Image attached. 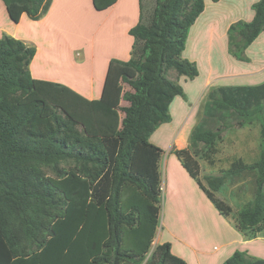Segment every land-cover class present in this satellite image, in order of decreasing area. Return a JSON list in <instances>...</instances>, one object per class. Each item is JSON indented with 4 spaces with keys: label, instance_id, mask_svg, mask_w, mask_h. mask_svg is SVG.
Masks as SVG:
<instances>
[{
    "label": "trees",
    "instance_id": "1",
    "mask_svg": "<svg viewBox=\"0 0 264 264\" xmlns=\"http://www.w3.org/2000/svg\"><path fill=\"white\" fill-rule=\"evenodd\" d=\"M15 23L40 19L51 0H3ZM117 0H93L103 10ZM217 2L219 0H212ZM254 17L228 29L238 60L264 31V0ZM205 0H154L130 34L128 60L112 59L102 95L90 100L65 84L34 78L36 48L0 38V264H188L169 242L153 245L159 226L162 149L154 132L172 122L171 105L186 97L180 78L199 75L184 56ZM145 20H144V19ZM126 85L129 87L126 88ZM127 105H122V101ZM261 124L260 155L200 178V160L215 164L223 132ZM189 146L174 148L189 174L247 239L264 230V83L212 86ZM245 172L256 195L234 212L216 192ZM223 264H264L236 251Z\"/></svg>",
    "mask_w": 264,
    "mask_h": 264
},
{
    "label": "crops",
    "instance_id": "2",
    "mask_svg": "<svg viewBox=\"0 0 264 264\" xmlns=\"http://www.w3.org/2000/svg\"><path fill=\"white\" fill-rule=\"evenodd\" d=\"M257 1L205 0V10L191 30L195 35L189 36L186 47V50L189 47L194 50L190 58L198 67V63L204 61L203 51L211 50L207 56L209 72L199 92L218 85L264 83V31L246 50L248 61L236 59L228 48L230 25L238 20H252V5ZM141 5L142 0H117L109 8L98 10L93 0H51L40 19L23 13L15 23L4 1L0 0V38L7 34L35 46L36 54L30 64L34 78L59 82L87 99H99L110 61H126L131 57L135 39L130 30L140 21ZM85 26H92V35L83 33ZM207 32L210 34L205 36ZM185 93L183 101H178V96L171 105L172 122L162 124L151 137V142L163 151L160 176L163 158L166 173L164 225L161 231L157 229L154 241L156 244L169 242L171 251L188 264H223L236 251L264 259V230L253 239L245 238L234 226L233 218L219 212L173 152L174 148L183 149L190 143H185L187 124L181 125L187 116L186 102H189V95ZM124 102L121 104L127 105ZM201 117L202 114L199 121ZM179 119L180 125L175 126ZM229 129L233 136L230 138L234 139L225 138L232 146L219 147L212 173L228 168L236 158L253 162L260 155V141L256 144L244 134L236 136L238 131L233 126ZM240 132L245 133V130ZM157 134L158 138L154 139ZM255 177L253 172L241 174L220 188L217 196L236 212L254 199Z\"/></svg>",
    "mask_w": 264,
    "mask_h": 264
},
{
    "label": "rangeland",
    "instance_id": "3",
    "mask_svg": "<svg viewBox=\"0 0 264 264\" xmlns=\"http://www.w3.org/2000/svg\"><path fill=\"white\" fill-rule=\"evenodd\" d=\"M153 4H154V0H144V12H145V18L146 19H148L149 15H150V12H151ZM91 27L92 26L83 27V33L86 34V35L93 33V29H91ZM191 30H192V28H191ZM191 30H190V33H191ZM190 33H189V36L190 35H195V32L191 33V34ZM77 34L78 33H76L75 35H77ZM209 34H210V32H207V34H205V36H207ZM214 35H218V34H214ZM189 36H188V38H189ZM193 51L194 50H192V48L189 47V49L185 50L184 56L186 58H188L189 60L194 61V60L191 59L192 58L191 55L194 54ZM209 52H211L210 49H206L205 51H203L205 56L202 57L203 58L202 60H204V61H203V63L202 62L198 63L199 64L198 68H199V71L201 72V75H199V77H197L195 80L194 79L193 80L188 79L185 76H182L180 78L181 85L184 87V90L186 89L185 91H187V93L189 95V99H188L189 102H186L187 116L185 117L184 122H182V124H181L182 126L187 124L186 141L184 140L185 143L189 142V134H190L191 130L193 129L194 125L199 121L200 115L202 114V111L204 110V106H205V102H206V99H207L208 91L210 89V88H208L206 90H203V91L199 92V89L201 87H203V85L205 84L206 76H207V74L209 72L208 71L209 62H207V60H209L207 58ZM126 88L128 89L129 87L126 85ZM178 99H179L178 101H180V100L183 101V98L180 97V96H179ZM124 103L128 104L127 102H124ZM196 111H197V113H196ZM180 123H181V119H179L176 122L175 126H179ZM232 126L235 127V130L238 131L237 132L238 134H235L236 136L244 134L247 137L246 138L247 140L249 139L251 141H255L256 144L258 143V141H260V144H261V141H262V138H261V124L259 122H255L254 124L247 125V126H245V128L244 127H238L235 124H233ZM229 128H231V127H227L226 128L227 130L226 129L224 130L223 137L224 138L225 137H229L228 139L232 140L234 138H230V137H233V136L229 134V132H228L230 130ZM244 130H245V133L244 132H240V131H244ZM157 138H158V134L155 135L154 139H157ZM228 139L227 138H225V140L222 139L220 141L218 147L226 148L227 146H232V143H229ZM228 144H230V145H228ZM230 148H232V147H230ZM213 165L208 164L204 160H200V166H201V175H200V177H201L202 181L206 185H207V182L205 180V176L208 175L209 173L216 174L219 171V170L218 171L216 170L215 173H212V171H210V170L212 169V167H214ZM219 165H220V163H219ZM216 196H217V192H216ZM165 202H166V173H165V163H164V158H163V160L161 162V202H160V215H159V226H158V230H160V231H161V229L163 228V225H164ZM161 235H162V233H161ZM155 244H156V241L153 242V245H155Z\"/></svg>",
    "mask_w": 264,
    "mask_h": 264
}]
</instances>
